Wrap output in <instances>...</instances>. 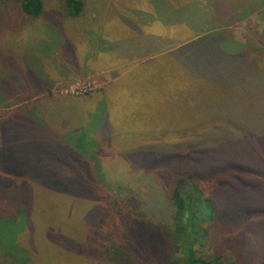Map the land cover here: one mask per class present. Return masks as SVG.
<instances>
[{"label": "trees", "instance_id": "1", "mask_svg": "<svg viewBox=\"0 0 264 264\" xmlns=\"http://www.w3.org/2000/svg\"><path fill=\"white\" fill-rule=\"evenodd\" d=\"M185 1L176 5L156 0L154 18L132 21L144 27L154 21L159 25L155 26V35H147L133 24L143 40L142 44L137 42L144 46L139 49L147 47V53L137 54V48L131 44L132 54L119 57L109 66L119 69L112 72L109 79L118 77L121 72L120 78L97 96L85 100L65 98L53 91L56 79L47 81L35 77L29 81L27 89L21 85L0 87V122L20 114L36 116V103L41 105L44 100L56 102L65 110L72 101L76 102L82 112L78 117L82 120L74 126L68 118L64 121L66 128L58 129L59 142L66 146L69 145L68 130L83 138L82 130L94 113L93 106L97 104V107L100 102L106 104L110 91H115L113 95L120 97L117 105L134 103V109L128 108L127 115L139 112L142 124L149 119L151 126L143 125V131L138 134L135 131L138 126L131 128L125 131V135H129L125 137L120 134L110 137L107 134L110 129L106 131L103 126L100 130L98 126L96 131H91L94 137L91 144H97L100 136H109L107 152L101 154L107 158L108 168H113L114 160L124 157L134 164L131 170L148 182L140 187L136 184L139 178L123 180L122 175L109 169L105 179L92 183L45 184L50 192L72 193L65 196L66 200L59 198L58 209L82 212L83 207L91 206L88 212L95 216L92 223L106 230L105 234H99L102 239L133 242L138 249L143 247L144 241L137 240L133 230L141 231L139 237L147 236L153 251L163 257L166 264H264L263 241L260 236V245L254 241L257 233L262 234L264 226V205L256 203L254 196L259 186L264 190V167L225 165L213 177L209 163L213 146L204 144L210 136H218L220 144L235 143L245 135L264 139V35L240 39L234 34L235 26L252 15L264 22V0H238L233 5L229 0ZM0 2L15 6L27 26L35 24L43 14V0ZM83 6V0H61L62 12L71 18L80 16ZM169 26L183 34L176 39L167 37L161 28ZM30 30L32 32L29 26L25 32ZM27 38L32 41L30 35ZM129 61L134 64L127 63ZM128 79L133 81V88L125 83ZM56 87L59 93L61 87ZM138 101L144 103V109L135 108ZM106 106L104 115L111 116L116 108ZM43 111L40 109V113ZM247 127L249 132L242 131ZM143 143L145 145L140 146ZM73 150L74 147L64 149L66 153L72 152H68L70 158ZM81 153L87 161H95L94 173L99 175L96 152ZM232 154L224 155L220 162L231 156L235 158ZM77 155L81 156L79 152ZM243 161L242 158L240 162ZM12 182L14 185L15 180L0 179V256L7 264L16 261L10 247L14 242L10 229L16 227L20 232L27 225L38 226L40 208H46L48 203L40 201V196H36L38 192L31 190L26 195L11 197ZM160 185H164V190ZM112 249L108 245L105 251L113 260L126 256L122 250L112 252Z\"/></svg>", "mask_w": 264, "mask_h": 264}, {"label": "rangeland", "instance_id": "2", "mask_svg": "<svg viewBox=\"0 0 264 264\" xmlns=\"http://www.w3.org/2000/svg\"><path fill=\"white\" fill-rule=\"evenodd\" d=\"M166 1L176 5L186 2L185 0ZM229 1L232 5L238 2V0ZM83 2L82 14L71 18L62 12L61 0H43V14L35 20V24L29 25L32 32L31 30L25 32L29 26L15 6L0 2V87L21 85L27 89L29 81L35 77L47 81L56 79V85L53 87L55 94L61 93L65 98L76 97L85 100L86 97L97 96L110 83L120 78L121 72L118 77L109 79L112 72L119 70L118 67L109 68V66L115 64L119 57L131 55V44L137 48V54L147 53V47L139 49L144 46H139L137 42L140 41L142 44L143 40L137 35L139 32L133 24L138 25L141 32L147 35H155V26L159 24L154 21L152 25L144 27L139 25L140 22L136 24L132 21H136L135 19L139 21L141 18L150 21L149 16L154 18L156 0H83ZM161 29L171 39H176L178 35L183 34L174 32L170 26ZM234 34L240 39L264 35V22L259 21L256 15H252L242 24L235 26ZM29 35L32 41L27 38ZM127 63L134 64V61ZM108 80L112 81L108 82ZM125 83L133 85V81L129 79ZM56 86L61 87L59 93L56 92ZM141 89L147 92L145 88ZM114 92L110 91L109 101L106 104L111 108L115 107L116 111L111 116H105L104 112L108 107L106 104L100 102L97 107V104L93 106L94 113L89 123L86 122L85 129L82 130L84 137L75 136L71 134L74 131L68 130L69 145L66 146L59 142L58 129H61V126L66 128L67 122L64 121L68 118L73 121L74 126L80 121L78 113L82 112L76 102L72 101L70 108L65 110L56 102L44 100L41 105L40 102L36 103V106L38 105L35 107L36 116L20 114L0 122V179L15 180L14 185L12 182L9 186L10 196L15 197L23 193L26 195L31 190L38 192L36 196H40V201L48 202L45 204L46 208H40V214L37 217L39 219L36 220L40 223L38 226L27 225L20 232L16 227L10 229L9 234L13 235L14 239L10 247L16 255L15 264H166V260L153 251L152 243H149L147 236L139 237L141 231L133 230V233L137 234L136 239L144 241L145 246L143 245L140 249L136 248L133 242L110 241L111 239L105 238L104 240L99 234H105L106 230L92 223L95 216L88 212L91 206L83 207L82 212L60 211L59 198L66 200L65 196L72 193L65 191L59 193L54 190L50 192L48 186H45L50 183L51 185L92 183L99 178H106L110 168H108L107 158L102 155L107 152L109 136H100L97 138V144H91L94 138L91 131H96V127L99 126L101 130L103 126H106V131L111 130L110 133L105 132L110 137L119 134L125 137L129 136L125 135V131L131 128L138 126L135 129L138 134L143 131L141 127L151 126L149 119L144 120L142 124L139 112L127 115V109L130 107H132L130 110L134 109V103L132 106L117 105L116 102H120V97H115ZM149 92L152 93L151 90ZM152 94L154 97V92ZM135 96L139 97L138 92ZM152 99L155 100V97ZM136 107L141 110L145 108V105L138 101ZM40 109L44 111L40 113ZM136 111L139 110L136 109ZM141 115L151 118L143 113ZM246 130L248 127L242 131ZM210 137L204 144L213 146V151L209 154L213 160H209L213 177L219 174V168L225 165L237 167L238 164H244V167L250 165L252 169L256 165L264 167V139L245 135L240 139L242 141L220 144L217 142L218 136ZM202 144L203 140H201ZM142 145L145 144L140 146ZM65 147L67 149L74 147L72 158L69 157L72 152L66 153ZM86 150L90 153L96 152L95 157L100 164L99 175L94 173L95 161H87L81 153ZM68 152L71 153L68 154ZM78 152L83 158L79 155L75 156ZM232 152L236 159L231 156L232 160L220 162L221 158H225L224 155ZM114 155L118 156L116 153ZM242 158L244 161L241 163ZM113 162V168L110 170H115V173L122 175L123 180L133 181L139 178L136 184L140 187L148 182L147 179L142 180V176L139 177L134 170H131L134 164H131L128 159L122 157ZM119 178L121 180V176ZM158 180L161 179L158 178ZM159 188L164 190V185H160ZM260 189L259 186L254 196L256 203L259 202L262 206L264 190ZM262 210L264 211V206ZM262 228V234L257 233L254 241L260 245L258 243L260 236L264 247V226ZM112 243L114 245L110 246ZM104 244L106 247L108 245L112 247V252L122 250L126 256L124 255L120 260H113L111 255H106ZM0 264H7L3 256H0Z\"/></svg>", "mask_w": 264, "mask_h": 264}]
</instances>
